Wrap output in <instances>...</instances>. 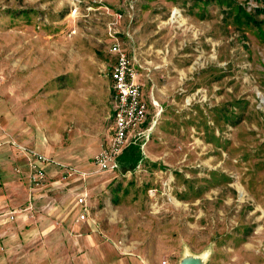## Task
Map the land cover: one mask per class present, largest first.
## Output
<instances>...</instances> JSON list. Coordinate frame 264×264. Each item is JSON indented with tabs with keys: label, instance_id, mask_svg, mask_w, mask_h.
Listing matches in <instances>:
<instances>
[{
	"label": "rangeland",
	"instance_id": "1",
	"mask_svg": "<svg viewBox=\"0 0 264 264\" xmlns=\"http://www.w3.org/2000/svg\"><path fill=\"white\" fill-rule=\"evenodd\" d=\"M114 22L152 102L132 170L96 163L114 122ZM0 130L53 160L44 188L0 207V264H67L90 246L264 264L263 0H0Z\"/></svg>",
	"mask_w": 264,
	"mask_h": 264
},
{
	"label": "built area",
	"instance_id": "2",
	"mask_svg": "<svg viewBox=\"0 0 264 264\" xmlns=\"http://www.w3.org/2000/svg\"><path fill=\"white\" fill-rule=\"evenodd\" d=\"M71 15L79 12V7L73 2ZM110 38L109 50L115 55V62L111 69V78L115 92L114 97V127L108 141V145L96 156V163L107 170H115L119 167V156L131 143H137L139 137L145 134L141 127L148 119V106L143 99V86L137 80L138 66L124 42L119 37V30L115 22L109 25ZM29 163V179L33 188H44L47 181L46 166L53 160L36 150L26 151ZM17 171L21 173L18 167ZM77 203L82 206L80 218L86 220L90 209L86 193H80ZM14 210L6 214V219H14ZM166 263V262H164Z\"/></svg>",
	"mask_w": 264,
	"mask_h": 264
},
{
	"label": "crops",
	"instance_id": "3",
	"mask_svg": "<svg viewBox=\"0 0 264 264\" xmlns=\"http://www.w3.org/2000/svg\"><path fill=\"white\" fill-rule=\"evenodd\" d=\"M120 39L122 40L121 37ZM112 56L115 58L114 54H112ZM137 80L140 82V74H138ZM142 90H143L142 91L143 99L145 100L146 95L144 92V88ZM146 103L148 106V113H149L150 111L149 108L152 102L150 103L148 100V102L146 101ZM152 124L153 123L151 121L149 122L147 119L146 123L141 127V130H144L145 133L148 131L149 133V131L152 130ZM113 127H114V123L111 127V131ZM6 134H7L6 132L0 130V207L5 206L8 208H12L13 206L17 205V202L20 201L21 194H25V198L28 199V196L31 193L30 191L31 189L29 188V186H31L29 179L30 170H29V163L27 156L26 155L23 156V153L21 152H20L21 154H18L17 151L13 149V145L10 142H8ZM20 155H22V158L20 159L22 165L20 167L22 168L24 165L27 170L26 172H24L25 178L28 181V185H26L27 187L26 186L21 187L15 185L13 182L15 179L14 177L18 175L15 172L14 168L18 164L17 160L18 158H20ZM46 171L48 172V165L46 166ZM21 173H23V170ZM16 192H19L20 194H16ZM12 210L13 209H10L8 212L7 211L5 212L10 213L12 212ZM5 220L7 219L5 218ZM11 232L12 229L7 230L5 233L10 234ZM0 234H2V229H0ZM7 250L8 248H2V246H0V256L5 255ZM77 254L78 253H76L75 255L76 257L74 259L70 258V263L67 264H155L153 262L146 263V261H143L142 259H139L136 256L122 255L114 247L90 246L88 248L83 249L79 255ZM0 263H1V259H0Z\"/></svg>",
	"mask_w": 264,
	"mask_h": 264
},
{
	"label": "trees",
	"instance_id": "4",
	"mask_svg": "<svg viewBox=\"0 0 264 264\" xmlns=\"http://www.w3.org/2000/svg\"><path fill=\"white\" fill-rule=\"evenodd\" d=\"M143 159L144 154L140 145L137 143H131L119 156V163L126 170H132L135 169Z\"/></svg>",
	"mask_w": 264,
	"mask_h": 264
},
{
	"label": "bare ground",
	"instance_id": "5",
	"mask_svg": "<svg viewBox=\"0 0 264 264\" xmlns=\"http://www.w3.org/2000/svg\"><path fill=\"white\" fill-rule=\"evenodd\" d=\"M174 14H179L178 9L175 10ZM182 261H195L198 264H206V262H207V254L203 253V254H200V255H196V254H192L190 252H185L183 257H182V259H181V262Z\"/></svg>",
	"mask_w": 264,
	"mask_h": 264
},
{
	"label": "water",
	"instance_id": "6",
	"mask_svg": "<svg viewBox=\"0 0 264 264\" xmlns=\"http://www.w3.org/2000/svg\"><path fill=\"white\" fill-rule=\"evenodd\" d=\"M181 264H198L197 262L195 261H182L180 262Z\"/></svg>",
	"mask_w": 264,
	"mask_h": 264
}]
</instances>
